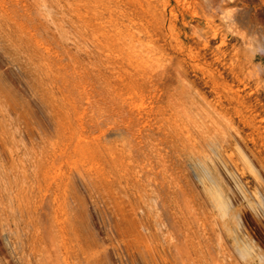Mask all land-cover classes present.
Listing matches in <instances>:
<instances>
[{
  "label": "rangeland",
  "instance_id": "374dc122",
  "mask_svg": "<svg viewBox=\"0 0 264 264\" xmlns=\"http://www.w3.org/2000/svg\"><path fill=\"white\" fill-rule=\"evenodd\" d=\"M98 1L101 0H0V151H5L6 146L19 155L15 163L9 155L0 163V264H20L18 242L25 240L24 233L27 238L28 218L35 216V209L34 226H40L47 235V248L53 253L51 245H57L54 204L51 198L45 199L44 193L35 190L31 162L42 160L47 153L59 155L63 148L60 138L69 137L71 132H77L76 139L82 133L86 141L76 147V140L65 139L70 147L63 165L71 168L96 162L98 155L93 150H98L95 140L98 134L87 124L97 113L115 111V94L124 86L127 88L126 81L114 83L111 63L124 58L122 63L127 67V61L123 52L113 46V39L108 38L128 23L124 21L115 27L106 23V29L103 24L101 27L95 10ZM104 1L115 19L119 18V11L128 15L141 6L148 12L156 36L152 42L148 40L150 43L145 40L143 43L148 46L143 48L148 53L150 45V54L158 53L151 57L158 58L169 70L170 79L161 86L167 91L163 94L164 101L175 93L174 98L179 100V93L184 91L185 104L202 107L208 102L214 104L217 96H221L225 106L230 107L229 102H234L238 93L242 105H231L226 121L257 177L236 160L245 193H239L231 182L228 186L233 191L241 235L256 249L257 256L249 259L248 264H264V209L262 212L254 209L258 203L264 208V75L260 70L264 68V59L259 57L256 35H249L248 43L243 40L241 34L252 29L235 20L239 9H247L264 31V0H246L221 8L229 17L225 21L221 19V11H207L204 4L194 6L193 0ZM213 34L217 36L212 40ZM223 38L225 59L216 50ZM237 47L259 57L252 65L244 66L245 74L251 77L247 88H238L231 75L224 73ZM212 73L217 87L212 83ZM237 109L241 110L240 117ZM195 156L198 157V152ZM25 179L34 189L24 193L29 196L25 203L22 201L18 207L15 202L11 210V197ZM70 191L63 218L67 219L68 242L71 245L79 242L86 251H94L99 243L102 255L98 264H127L112 248L111 209L107 200L82 191L85 202H73ZM196 192L202 206L209 209L203 190L196 187ZM27 199L31 209L23 207ZM220 237L211 234V243L215 244ZM226 246L241 264L237 246L232 242ZM61 253L58 252L59 257ZM49 261L55 262L54 257H49Z\"/></svg>",
  "mask_w": 264,
  "mask_h": 264
},
{
  "label": "bare ground",
  "instance_id": "6f19581e",
  "mask_svg": "<svg viewBox=\"0 0 264 264\" xmlns=\"http://www.w3.org/2000/svg\"><path fill=\"white\" fill-rule=\"evenodd\" d=\"M245 1L193 0L191 3L194 6L204 4L207 11H221V19L225 21L229 17L221 8ZM110 9L104 0L98 1L96 17L103 28L107 24L115 27L124 21L128 23L119 27L114 37L108 38L113 39V46L123 52L127 61V67L122 63L124 58L111 63L114 83L126 81L127 88L124 86L115 94V111L97 113L87 124L93 133L98 134L95 138L98 150H93L98 155L96 162L71 168L63 165L70 147L66 141L76 140V147L85 144L82 133L76 139L77 132L60 138L63 148L59 155L47 153L42 160L31 162L35 190L44 193L45 199L51 198L54 204V240L57 245H51L53 253H50L45 241L47 235L40 226H34L35 209V216L28 218L27 238L24 233L25 240L18 242V261L20 264L100 262L102 251L98 248L101 245L96 244V240L92 241L96 244L94 251H86L79 242L74 245L68 242L67 219L63 218L71 188L73 202H85L82 191L107 200L111 209L112 248L127 264H239L230 255L227 242L237 246L241 264H248L249 259L257 256L256 249L241 235V222L232 202L233 191L228 186L231 182L239 193H245L236 160L244 163L257 177L226 121L231 105H242L238 93L234 95L235 101L229 102L230 107L225 106L221 96H217L214 104L208 102L202 107L185 104L182 100L186 97L184 91L179 93V100L174 98L175 93L164 101L163 94L167 91L161 86L170 79L169 70L158 58L151 57V54L158 53L151 50L150 54V45L148 53L144 49L148 46L144 44L145 40L152 42L156 36L148 12L141 6L140 10H133L128 15L119 11V18L115 19ZM207 18L212 20L209 16ZM235 20L252 29L241 35L246 43L249 35H256L259 57L264 59V31L258 22L250 17L247 9H239ZM216 36L213 34L212 40ZM204 42L209 43L206 39ZM223 45L224 38L216 50L220 58L225 59ZM259 57L237 47L224 73L231 75L238 88H247L251 85V77L245 74L244 66L252 65ZM260 70L264 75V68ZM211 78L217 87L214 73ZM236 114L240 117L241 110L237 109ZM7 155L11 156L12 163L19 156L5 146V151H0V163ZM23 170L27 178V171ZM196 187L206 195L209 209L200 203ZM30 188L34 189L25 179L11 197V210L15 202L18 207L22 201L25 203L29 196L24 193L30 192ZM25 206L32 208L28 199ZM254 209L262 212L264 208L258 203ZM213 233L222 236L215 244L210 238ZM58 252H63L60 257ZM48 256L54 257L55 262L49 261Z\"/></svg>",
  "mask_w": 264,
  "mask_h": 264
}]
</instances>
